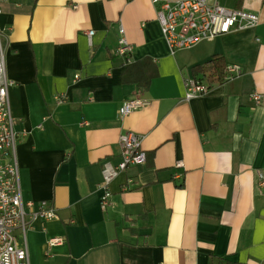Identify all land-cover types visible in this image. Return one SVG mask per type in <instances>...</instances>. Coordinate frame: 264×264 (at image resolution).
I'll list each match as a JSON object with an SVG mask.
<instances>
[{
    "label": "crops",
    "instance_id": "crops-1",
    "mask_svg": "<svg viewBox=\"0 0 264 264\" xmlns=\"http://www.w3.org/2000/svg\"><path fill=\"white\" fill-rule=\"evenodd\" d=\"M217 2L258 25L172 53L152 0H0L21 198L58 215L27 231L30 264H264V108L250 99L264 94V0ZM213 56L240 77L193 70ZM188 78L208 95L184 101ZM131 94L150 106L120 117ZM126 133L146 163L116 175L102 211V171Z\"/></svg>",
    "mask_w": 264,
    "mask_h": 264
},
{
    "label": "built area",
    "instance_id": "built-area-1",
    "mask_svg": "<svg viewBox=\"0 0 264 264\" xmlns=\"http://www.w3.org/2000/svg\"><path fill=\"white\" fill-rule=\"evenodd\" d=\"M156 6L157 20L163 39L170 51L190 49L197 43L211 40L230 33L233 30L255 28L259 23L256 14L239 9L226 8L217 0H152ZM94 32H88L91 40ZM132 45L120 38L116 52L119 56L131 55ZM241 68L231 64L225 68V80L239 78ZM15 82L7 79L5 72V55L0 40V264H30L27 249L26 233L36 221L47 222L58 218L55 209L47 201L37 205L23 202L21 198L18 166L15 155L19 134L14 126L15 121L10 113L9 88ZM184 101L190 102L208 95L210 85L198 78H188L184 82ZM250 99L256 106L264 108V94L252 93ZM57 103L65 101V96H58ZM150 106V102L140 94L127 96L119 107L120 117H126L133 111ZM41 128V125L38 126ZM121 162L112 167L106 164L102 171V195L100 209L110 207L111 192L109 185L119 172L130 166L146 163V154L141 150L142 137L134 133L120 136ZM177 161L175 168H182ZM264 187V180L261 182ZM62 237L49 240L50 246L64 245Z\"/></svg>",
    "mask_w": 264,
    "mask_h": 264
},
{
    "label": "trees",
    "instance_id": "trees-1",
    "mask_svg": "<svg viewBox=\"0 0 264 264\" xmlns=\"http://www.w3.org/2000/svg\"><path fill=\"white\" fill-rule=\"evenodd\" d=\"M211 63L212 64L209 67L197 66L193 68V70L195 72H201L205 74L210 83L214 81H221L222 79H224L226 68V63L224 62V60L219 56H213L211 59ZM141 91H144V89H142Z\"/></svg>",
    "mask_w": 264,
    "mask_h": 264
}]
</instances>
